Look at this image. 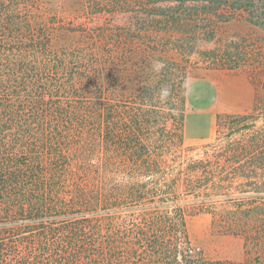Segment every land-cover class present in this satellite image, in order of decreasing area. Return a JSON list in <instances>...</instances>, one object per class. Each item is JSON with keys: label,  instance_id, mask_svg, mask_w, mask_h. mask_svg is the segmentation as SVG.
I'll return each instance as SVG.
<instances>
[{"label": "trees", "instance_id": "trees-1", "mask_svg": "<svg viewBox=\"0 0 264 264\" xmlns=\"http://www.w3.org/2000/svg\"><path fill=\"white\" fill-rule=\"evenodd\" d=\"M261 32L264 0H0V264H264ZM195 54L260 95L194 154ZM199 213L242 260L204 258Z\"/></svg>", "mask_w": 264, "mask_h": 264}, {"label": "rangeland", "instance_id": "rangeland-1", "mask_svg": "<svg viewBox=\"0 0 264 264\" xmlns=\"http://www.w3.org/2000/svg\"><path fill=\"white\" fill-rule=\"evenodd\" d=\"M128 14L115 16L114 22L124 23ZM228 33L233 29L228 28ZM264 37L263 32L259 35ZM210 43H203L199 49L211 48ZM186 81L185 128L183 145L192 149V153H199L204 145L216 141L222 120L249 119L254 116L260 95V85L248 67L226 69L214 67L207 61H200L195 54L191 57ZM217 93H221L220 101ZM224 110L239 111L223 117L212 116L209 127L200 129L193 125L196 115L214 111V101ZM210 106V107H208ZM208 118L210 117L207 115ZM206 116L198 124H203ZM187 123V125H186ZM206 131V132H204ZM212 217L208 213H199L188 219L187 231L192 243L200 248L205 259L240 261L243 258L242 240L231 235L216 233L211 225Z\"/></svg>", "mask_w": 264, "mask_h": 264}, {"label": "crops", "instance_id": "crops-1", "mask_svg": "<svg viewBox=\"0 0 264 264\" xmlns=\"http://www.w3.org/2000/svg\"><path fill=\"white\" fill-rule=\"evenodd\" d=\"M220 94L221 93H217V96H216L217 99H218V101H220V99H221V97L219 96ZM218 101L217 100L214 101V107H213L214 111H212V109H211L209 112H206V113H201V114L200 113L197 114V112L196 113H192V114H195L196 117H197L193 121V125L196 126V127H198V128H200V129H206V128L209 127L208 121H209V119L212 116H217V117H222V118L224 117L225 118L228 115H231V114H234V113H238L239 112V111H234V110L230 111V110L221 109L219 107V105H218ZM208 107H210V106H208ZM218 114H220V115L224 114V115L219 116ZM204 115L206 116V118L204 120V123L201 124V125L198 124V122L202 119V116L204 117ZM207 115H209L210 117L208 118ZM222 121H233V120H222ZM186 125H187V123H186ZM204 132H206V131H204Z\"/></svg>", "mask_w": 264, "mask_h": 264}, {"label": "clouds", "instance_id": "clouds-1", "mask_svg": "<svg viewBox=\"0 0 264 264\" xmlns=\"http://www.w3.org/2000/svg\"><path fill=\"white\" fill-rule=\"evenodd\" d=\"M164 67L163 63L157 62V66L155 67V71L159 72ZM170 96V89L168 87H163L160 89V99L166 101Z\"/></svg>", "mask_w": 264, "mask_h": 264}]
</instances>
